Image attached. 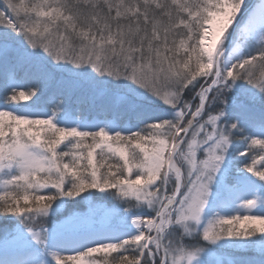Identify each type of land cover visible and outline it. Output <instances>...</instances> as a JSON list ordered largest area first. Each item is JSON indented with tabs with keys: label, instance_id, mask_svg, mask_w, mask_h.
I'll return each mask as SVG.
<instances>
[{
	"label": "snow or ice",
	"instance_id": "obj_1",
	"mask_svg": "<svg viewBox=\"0 0 264 264\" xmlns=\"http://www.w3.org/2000/svg\"><path fill=\"white\" fill-rule=\"evenodd\" d=\"M0 264H264V0H0Z\"/></svg>",
	"mask_w": 264,
	"mask_h": 264
},
{
	"label": "rangeland",
	"instance_id": "obj_2",
	"mask_svg": "<svg viewBox=\"0 0 264 264\" xmlns=\"http://www.w3.org/2000/svg\"><path fill=\"white\" fill-rule=\"evenodd\" d=\"M250 2H255V0H250Z\"/></svg>",
	"mask_w": 264,
	"mask_h": 264
}]
</instances>
